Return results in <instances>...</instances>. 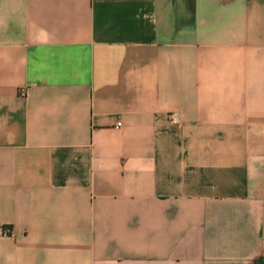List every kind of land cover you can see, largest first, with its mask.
I'll list each match as a JSON object with an SVG mask.
<instances>
[{"label": "crops", "instance_id": "crops-1", "mask_svg": "<svg viewBox=\"0 0 264 264\" xmlns=\"http://www.w3.org/2000/svg\"><path fill=\"white\" fill-rule=\"evenodd\" d=\"M0 264H264V0H0Z\"/></svg>", "mask_w": 264, "mask_h": 264}, {"label": "built area", "instance_id": "built-area-1", "mask_svg": "<svg viewBox=\"0 0 264 264\" xmlns=\"http://www.w3.org/2000/svg\"><path fill=\"white\" fill-rule=\"evenodd\" d=\"M21 94L22 95H24V92L22 91L21 92ZM177 114H175V113H172V114H170L169 115V118H170V120H172V121H177ZM121 126V123H117L116 125H115V128H119ZM3 232V234H4V236H8L9 234H10V230H3L2 231Z\"/></svg>", "mask_w": 264, "mask_h": 264}]
</instances>
